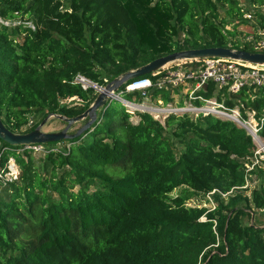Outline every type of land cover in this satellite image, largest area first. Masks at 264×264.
<instances>
[{"label":"trees","instance_id":"16d2710c","mask_svg":"<svg viewBox=\"0 0 264 264\" xmlns=\"http://www.w3.org/2000/svg\"><path fill=\"white\" fill-rule=\"evenodd\" d=\"M251 2L263 24L264 0ZM225 6L244 19L239 0H0V17L19 22L0 24L4 124L27 133L50 114L84 113L98 94L78 74L106 85L175 51L235 47ZM201 93L264 118V86ZM42 144L36 164L33 150L0 138V172L10 158L20 168L0 179V264H264V225L245 222L253 209L264 215V184L245 194L264 160L253 161L257 145L233 120L184 113L162 123L114 100L81 136ZM197 195L213 206L190 205Z\"/></svg>","mask_w":264,"mask_h":264},{"label":"built area","instance_id":"2783aa9c","mask_svg":"<svg viewBox=\"0 0 264 264\" xmlns=\"http://www.w3.org/2000/svg\"><path fill=\"white\" fill-rule=\"evenodd\" d=\"M260 8L264 13V3ZM18 23V21L5 20L0 17V24L16 25ZM233 41L236 44L235 47L230 46L233 49L248 47L249 49L246 50L264 53V26L245 34L244 38L239 37ZM153 74L154 77L148 76V74L126 82L124 89L120 88L117 92L109 94V101H120L131 114H135L137 111L148 112L158 120L161 116L166 119L171 114L184 113L194 117H198L200 114H211L223 118L232 117L234 122L248 131L254 142L260 141L264 118L259 121L255 117V111H251L253 119H257L258 122L248 120L249 118L245 119L238 106L229 108L215 95L206 97L201 92L207 91L210 83L216 86V92L224 88L236 92L246 86L254 89L262 87L264 86V64H255L230 57H206L199 58L197 61L193 59L177 61L160 68ZM105 81L108 80L105 79ZM75 82L80 83L84 89L94 88L97 94L109 83L108 81L106 85H100L82 74L75 77ZM154 88L170 92L174 99L184 98V104L177 106L172 102L163 103L161 97L156 99L157 104H154L150 100L153 98L152 90ZM136 92L140 93L142 101L137 99ZM123 93L133 94V98L136 100L125 98ZM25 148L33 150L35 153L46 151L42 143L26 145ZM19 175L20 168L17 162L14 158H10L7 169L0 172V179L7 183L18 179Z\"/></svg>","mask_w":264,"mask_h":264},{"label":"water","instance_id":"95a60500","mask_svg":"<svg viewBox=\"0 0 264 264\" xmlns=\"http://www.w3.org/2000/svg\"><path fill=\"white\" fill-rule=\"evenodd\" d=\"M206 57H230L234 59H242L244 61L252 62L255 64H264V53L252 52L246 49H233L231 47L212 46L206 48L196 49H185L175 51L170 54L161 56L152 60L148 64H145L139 68L127 71L121 76L116 77L109 82L103 89L98 93L95 101L92 105L81 115L73 118H67L59 115L60 118L64 119L68 125L65 129L57 132H45L39 125L34 130L27 133H16L10 130L3 122L0 116V138L11 145H31L58 142L63 139H73L81 136L85 133L98 118V110L109 102V94L117 92L126 82L141 77L144 75L151 74L160 68L175 63L181 60L188 59H201ZM88 118V121L80 127L75 133H69V127L71 124ZM230 120L234 121V118L230 117ZM42 124V123H41Z\"/></svg>","mask_w":264,"mask_h":264},{"label":"rangeland","instance_id":"374dc122","mask_svg":"<svg viewBox=\"0 0 264 264\" xmlns=\"http://www.w3.org/2000/svg\"><path fill=\"white\" fill-rule=\"evenodd\" d=\"M239 6L241 7V11L244 12V14H243L244 19H242L240 15H238V14L236 15V13H235V12H237L236 10L234 11V13H235L234 15L229 14L227 12V10L229 9V6H225V8L221 7L219 10L220 19H224L227 22L226 23L227 24L226 29L235 33L233 35L232 34L229 35L231 41H233L234 39H237L239 37L244 38L245 34H249L250 32H254L258 27L264 26V22H263V24H261L260 23V17L255 14V11L258 10L259 5L253 4L251 2V0H239ZM248 15H252V16L249 17ZM183 37H184V34L182 32L180 34L179 38H183ZM104 78L109 80L108 76H106V75ZM109 82H111V81H109ZM119 92H121V91H119ZM123 96L129 100H136V98H133L132 95H128L127 93H123ZM150 100H152V102L154 104H157L155 102L156 99L150 98ZM71 101L72 100H64L63 102L73 104L74 101L73 102H71ZM79 101L77 100V102H79ZM144 101H147V100L144 99ZM183 101H184V98H179V99L175 98L174 101H172V103L174 105L180 106V105L184 104ZM148 102H150V101H148ZM152 102H150V103H152ZM163 103H165V102L163 101ZM250 113H251V111H248V118H249L248 120H253L255 123L258 122L257 119H253V116ZM226 119H230V118H226ZM139 120H140V118L138 117V115H135V116L133 115V117H132L133 122L136 123ZM37 121H39V118L32 117L30 123L26 127L28 128V127L32 126ZM87 121H88V119H83L81 121H78V122L71 124L68 132L69 133H75ZM160 121H162V123L165 122V119L163 118V116L160 117ZM41 123L39 125H41V129L45 132L61 131V130L65 129L68 125V123L64 119L60 118L58 114H50L43 121H41ZM255 143L257 145V151H256L257 156H256V158H254L253 161L255 163H257L258 161L264 160V137L261 136L260 141H255ZM66 144L70 145L69 143L64 142L58 146H64ZM32 155L36 160V164H40V161L44 158L45 154H44V152H36V153L34 152ZM257 157L259 158V160L257 159ZM262 166L264 168V165H262ZM262 184H264V173L258 174V175H253V177L249 180V183H248L249 189L247 191H245V194L250 195L251 191L254 188L259 187ZM0 188H1V186H0ZM183 190H184V187L177 188L174 190L172 195L176 196L177 194H180ZM190 205H199V206H207V207L213 206L212 203L206 202L205 197L203 195L194 196L193 199H191V201H190ZM245 222L250 223V224H256V225H264V215H263L261 210L253 209L252 212H249V216L245 217Z\"/></svg>","mask_w":264,"mask_h":264},{"label":"bare ground","instance_id":"6f19581e","mask_svg":"<svg viewBox=\"0 0 264 264\" xmlns=\"http://www.w3.org/2000/svg\"><path fill=\"white\" fill-rule=\"evenodd\" d=\"M263 145V144H262Z\"/></svg>","mask_w":264,"mask_h":264}]
</instances>
